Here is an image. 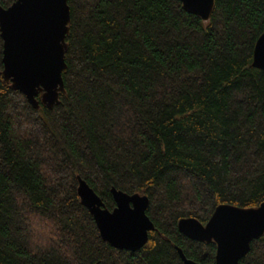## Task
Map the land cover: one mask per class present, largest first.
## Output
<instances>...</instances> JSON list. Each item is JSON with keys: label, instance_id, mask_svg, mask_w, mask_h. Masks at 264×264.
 <instances>
[{"label": "trees", "instance_id": "16d2710c", "mask_svg": "<svg viewBox=\"0 0 264 264\" xmlns=\"http://www.w3.org/2000/svg\"><path fill=\"white\" fill-rule=\"evenodd\" d=\"M68 4L52 108L5 81L0 31V264H184L178 247L216 264V242L178 222L264 201V69L253 65L264 0H215L208 21L180 0ZM79 178L110 210L113 187L148 196L144 246L104 240ZM238 264H264V235Z\"/></svg>", "mask_w": 264, "mask_h": 264}, {"label": "water", "instance_id": "95a60500", "mask_svg": "<svg viewBox=\"0 0 264 264\" xmlns=\"http://www.w3.org/2000/svg\"><path fill=\"white\" fill-rule=\"evenodd\" d=\"M186 11L204 21L211 18L215 0H180ZM71 13L68 0H15L0 5L3 39V76L20 90L35 109L52 108L65 90ZM253 65L264 69V33L256 42ZM41 94V98L38 95ZM116 206L110 210L99 194L82 178L78 193L90 210L104 240L119 249L135 251L144 246L154 222L147 214L149 198L111 189ZM180 232L189 238L217 244L216 264H238L254 239L264 235V201L256 207L220 204L203 224L195 217L181 218ZM184 264H200L178 247Z\"/></svg>", "mask_w": 264, "mask_h": 264}]
</instances>
